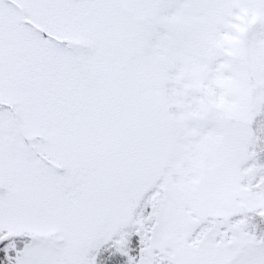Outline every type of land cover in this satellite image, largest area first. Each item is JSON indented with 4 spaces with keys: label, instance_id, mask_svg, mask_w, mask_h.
<instances>
[{
    "label": "snow or ice",
    "instance_id": "1",
    "mask_svg": "<svg viewBox=\"0 0 264 264\" xmlns=\"http://www.w3.org/2000/svg\"><path fill=\"white\" fill-rule=\"evenodd\" d=\"M0 264H264V0H0Z\"/></svg>",
    "mask_w": 264,
    "mask_h": 264
}]
</instances>
